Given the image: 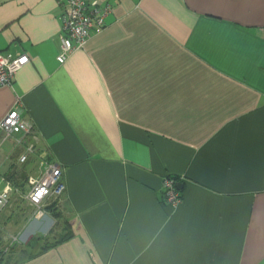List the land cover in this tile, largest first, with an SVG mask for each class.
<instances>
[{
	"label": "crops",
	"instance_id": "1",
	"mask_svg": "<svg viewBox=\"0 0 264 264\" xmlns=\"http://www.w3.org/2000/svg\"><path fill=\"white\" fill-rule=\"evenodd\" d=\"M104 3V28L60 63L58 0H0V52L29 57L0 118L18 101L32 124L0 143V185L31 144L62 169L72 232L0 264H264V0ZM41 218L27 241L58 227Z\"/></svg>",
	"mask_w": 264,
	"mask_h": 264
},
{
	"label": "built area",
	"instance_id": "2",
	"mask_svg": "<svg viewBox=\"0 0 264 264\" xmlns=\"http://www.w3.org/2000/svg\"><path fill=\"white\" fill-rule=\"evenodd\" d=\"M61 4L60 52L56 59L61 63L75 49H81L92 33H99L105 25L104 19L111 6L101 4L102 0H58ZM27 54L11 55L0 52V86L12 83L14 74L27 62ZM32 124L20 116L19 102L16 101L3 117L0 118V143L13 134L29 135ZM33 146H27V153ZM26 153V154H27ZM26 155L22 156V160ZM41 171L38 176L30 177V189L26 195L27 201L34 207L33 218L45 215V205L52 198L60 197L64 185L61 180V167L40 157ZM178 177L165 175L162 178L163 196L166 203L177 206L182 198L177 187ZM11 188L7 182L0 187V209L9 201Z\"/></svg>",
	"mask_w": 264,
	"mask_h": 264
},
{
	"label": "rangeland",
	"instance_id": "3",
	"mask_svg": "<svg viewBox=\"0 0 264 264\" xmlns=\"http://www.w3.org/2000/svg\"><path fill=\"white\" fill-rule=\"evenodd\" d=\"M11 147L12 145L9 143V140H7L2 144L0 152L2 150H9ZM26 153V148L25 151L18 154L14 153L13 156L15 159L13 158L12 161L17 173H25V185L20 187V189L14 188L12 184L13 179H15L14 177H11L12 179L8 181H6L7 179H5V181L3 180L0 185L2 186L5 182H7L11 188L8 203L0 209V248L3 249V253H12L11 255H15V259L31 252L30 248L26 249L24 246L28 242L27 236L31 231L32 226L37 224L35 221L36 219L33 218L32 215L33 209L26 200V195L30 189L29 178L37 175L39 171H41V166L38 159L33 164L34 160H32V157L29 158L28 155H32V152ZM24 155H26V157L22 160L21 158ZM19 179L20 178L17 180ZM50 202H52V200L48 201L45 206L48 207ZM45 210L46 213L47 211L51 213L49 208H46ZM41 219H43V217ZM43 221H45L44 224L42 223L41 226L39 224V230L46 232L45 230L55 222V219H53L52 214H47ZM36 227L38 228V225ZM40 235H43V233ZM22 249L26 250L22 251Z\"/></svg>",
	"mask_w": 264,
	"mask_h": 264
},
{
	"label": "trees",
	"instance_id": "4",
	"mask_svg": "<svg viewBox=\"0 0 264 264\" xmlns=\"http://www.w3.org/2000/svg\"><path fill=\"white\" fill-rule=\"evenodd\" d=\"M11 168L12 170L8 172L6 175L10 179H12L11 177H14L15 179H13L12 181L13 187L20 189V187H22L26 183L25 173H22V172L17 173L13 165ZM16 178L17 179L20 178V179L17 180ZM58 199L59 197L53 199V201L49 203L51 206L49 205L48 207H45V209L49 208L51 210V214L53 218L58 220V223L56 225L58 227L56 228V230L54 231L52 230L49 234H46L45 236H42L37 239L29 240L24 247H26V249L30 248L31 252L24 254V256L19 257L20 260H22L23 258H29L32 255L43 252L49 248H52L58 245L59 243L64 242L65 240H67L68 238L72 236V232L69 230L67 226V222L65 220H62L63 216L57 205ZM26 249H22V251ZM6 254L7 253H3V249L0 248V263L3 260L4 261L9 260L8 262H10L12 259L15 258V255H11L12 253L11 254L8 253V255ZM17 261L19 260H17L16 258L14 262H17Z\"/></svg>",
	"mask_w": 264,
	"mask_h": 264
},
{
	"label": "water",
	"instance_id": "5",
	"mask_svg": "<svg viewBox=\"0 0 264 264\" xmlns=\"http://www.w3.org/2000/svg\"><path fill=\"white\" fill-rule=\"evenodd\" d=\"M177 187H178L179 189L182 187L181 182H178V183H177Z\"/></svg>",
	"mask_w": 264,
	"mask_h": 264
}]
</instances>
